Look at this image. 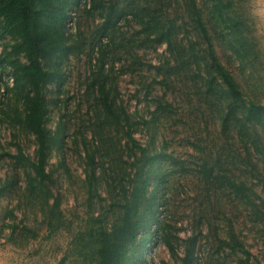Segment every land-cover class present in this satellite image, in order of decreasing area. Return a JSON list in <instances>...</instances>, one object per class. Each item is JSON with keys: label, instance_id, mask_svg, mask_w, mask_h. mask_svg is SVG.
Wrapping results in <instances>:
<instances>
[{"label": "rangeland", "instance_id": "374dc122", "mask_svg": "<svg viewBox=\"0 0 264 264\" xmlns=\"http://www.w3.org/2000/svg\"><path fill=\"white\" fill-rule=\"evenodd\" d=\"M191 1L68 2L71 5L65 9L64 29L70 49L61 57L47 59L45 67L56 68L58 80L48 82L41 90L47 108L43 125L58 135L45 156V169L51 179L48 187L57 199L60 213L54 227L49 228L46 215L42 216L48 209L46 204L25 191L22 167L11 157L20 148L24 156L33 158L35 145L33 136L10 117L18 96L12 90L10 67L0 61V187L4 186L0 192V264H95L94 243L84 233L89 215H100L107 224L119 217L118 194L121 188L129 192L134 185L130 162L138 150H127L130 142L124 131L128 125L123 120L104 130L97 126L101 119L95 101L97 89L96 84L90 85L97 74L104 78L110 97L123 107L130 135L137 145L185 161L183 172L174 162L161 163L159 171L165 178L148 181V194L157 181L160 183L156 202L143 204L141 216L149 241L142 255L124 264H180L187 237H194L193 264H234L242 255L239 248L220 243L232 237L248 251L251 264H264V164L255 154L244 155L241 143L235 139L217 136V119L207 111L199 115L203 106L194 94H186L187 83L170 78L167 87L156 82L162 73H157L154 66L167 56L165 45L152 44L138 32L140 11L147 8L155 14L154 18H174L177 38L189 37L193 33L187 16ZM193 1L220 63L233 76L244 100L264 105V0L227 1L226 11L241 19L250 32L251 57L244 63L231 55L226 42L216 34L209 4L205 0ZM121 13L124 15L119 20L116 17ZM11 43L7 35L0 36V54ZM17 59L25 61L22 55ZM158 99L171 104V115L151 118ZM254 128L264 143V118ZM198 136L201 141L193 148L191 142ZM91 147H96L94 169L100 178L89 187L85 180V148ZM233 152L239 154L232 157L234 160ZM216 157L219 161H215ZM247 157L256 169L248 168ZM202 158L209 165L216 163V178H204L196 172ZM220 175L243 181L251 189L255 204L263 213L260 220L246 203L221 185ZM47 202L52 203L51 199ZM156 204L158 216L153 222L151 209ZM160 226L177 237L173 255L160 239Z\"/></svg>", "mask_w": 264, "mask_h": 264}, {"label": "trees", "instance_id": "16d2710c", "mask_svg": "<svg viewBox=\"0 0 264 264\" xmlns=\"http://www.w3.org/2000/svg\"><path fill=\"white\" fill-rule=\"evenodd\" d=\"M205 1L209 4L216 34L226 42L231 55L241 63L245 60L249 61L250 32L241 19L233 18L226 11L229 7L228 0ZM68 2L71 0H0V36L7 35L12 39L11 44L3 47L0 61L10 67L13 74L12 90L18 96L17 104L10 109L9 113L16 125L33 136L35 145L33 158L24 156L20 148H17L16 153L11 157L22 167L27 194L35 199L40 198L43 204H46L48 209L42 216L44 218L46 215L49 228L57 224L60 213L57 199L53 197L48 187L51 179L45 169V156L49 144L55 142L58 135L56 131L50 133L43 125L47 108L41 90L48 82L58 80L57 69L45 67L47 59L51 56L61 57L70 49L66 43L68 33H65L64 29L65 9L71 5ZM187 8V16L193 24V33L184 38H177L178 31H175L174 18L160 20L154 18L155 14L147 8L140 11L141 21L138 32H142L145 40L152 44L163 43L167 53L164 61L154 66L157 73H162L156 82L167 87L171 81L170 78L187 83L186 94H194L198 103L203 106L204 110H199V115L202 116V112L207 111L217 119L218 135H216L240 142L244 155L255 154L264 164V143L258 138L254 128L263 123L264 105L244 100L233 76L220 63L193 0ZM110 14L108 13V17ZM122 15L124 13L118 14L116 18L120 20L119 17ZM20 55L24 57V62L17 59ZM90 82L92 87L96 84L97 89L95 101L101 116L97 126L104 130L107 125H118L123 120L128 125L124 135L130 142V147L126 146V148L130 151L133 148L138 150V155L134 156L133 161L130 162L134 170V185L129 192L120 187L121 192L118 194L119 199L116 204L121 208L119 217L107 224L100 215H89V220L84 227L88 240L90 237L94 243L95 264H124L127 260L142 255L149 241V237L145 236V221L141 215L144 203L147 205V203L156 202L155 192L160 185L158 181L165 178L159 171L161 163L174 162L183 172L185 161L162 151L149 152L147 147L137 145L130 135L128 116L123 107L115 102V98L110 97L109 87L105 86L104 78L97 74ZM172 111L169 102L158 99L150 114L151 118H155L163 114L171 115ZM194 138L191 142L193 148L197 146L196 142L201 141L199 136ZM95 150L93 147L85 148L87 166L85 180L89 187L100 178L95 175ZM238 155L236 152L231 153V159L234 160L233 158ZM247 159L248 168L256 169L255 164L250 163V157ZM241 160L244 162V159ZM215 161H219L217 157ZM222 164L223 162L221 166ZM221 166L220 170H222ZM215 169L216 163L209 165L205 158H202L195 168L196 172L204 178H216L213 174ZM219 177L221 185L232 196L246 203L255 217L260 220L259 216H263V213L255 204L251 189L243 181H236L225 175ZM149 180L158 181L157 186L155 185L148 194L146 191ZM3 188L4 186L0 187V192ZM49 199L52 202L50 205L47 202ZM158 206L156 204L151 209L153 222L157 220ZM40 210L42 211V208ZM160 239L169 254H175L177 237L160 226ZM220 243L231 249L239 248L242 255L234 264H251L248 251L235 237L227 241L220 240ZM194 245V237H187L184 240L180 264H193Z\"/></svg>", "mask_w": 264, "mask_h": 264}, {"label": "built area", "instance_id": "2783aa9c", "mask_svg": "<svg viewBox=\"0 0 264 264\" xmlns=\"http://www.w3.org/2000/svg\"><path fill=\"white\" fill-rule=\"evenodd\" d=\"M10 80H12V79L10 78Z\"/></svg>", "mask_w": 264, "mask_h": 264}]
</instances>
